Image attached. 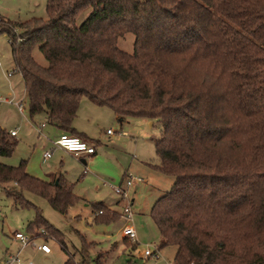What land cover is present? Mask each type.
I'll return each instance as SVG.
<instances>
[{
  "label": "trees",
  "instance_id": "obj_1",
  "mask_svg": "<svg viewBox=\"0 0 264 264\" xmlns=\"http://www.w3.org/2000/svg\"><path fill=\"white\" fill-rule=\"evenodd\" d=\"M45 11L0 15L30 116L75 135L86 97L121 121L159 122L153 167L173 178L150 212L160 248L175 247V264H264V0H47ZM126 33L131 53L118 46ZM16 146L0 128V157ZM0 185L18 206L33 205L25 191L61 213L81 199L65 177L39 179L25 161L0 162ZM92 206L94 222L117 220L103 202ZM27 231L60 235L66 250L38 211ZM64 264L88 262L68 255Z\"/></svg>",
  "mask_w": 264,
  "mask_h": 264
},
{
  "label": "rangeland",
  "instance_id": "obj_2",
  "mask_svg": "<svg viewBox=\"0 0 264 264\" xmlns=\"http://www.w3.org/2000/svg\"><path fill=\"white\" fill-rule=\"evenodd\" d=\"M46 3L47 0H0V15L14 21H25L32 17L45 18ZM87 13L88 11L82 12L77 21L83 20ZM133 40L134 35L126 33L118 39V46L131 53ZM32 55L40 65H46L38 46L33 48ZM0 61V98L15 102L22 97L24 105L22 115L13 104L0 103V128L7 132L15 129L14 137L17 140L14 152L8 157H0V162L18 166L21 161H25L27 172L45 180L46 175L54 169L52 163L61 158L65 164L57 168L61 167L63 173L65 169H70L65 174L74 182V193L81 197L61 213L51 206L47 198L28 191L24 194L34 206H18L0 185V264H4L5 260L18 252L21 262L32 264H64L68 255L75 262H81L85 257L88 264H96L95 258L98 255L103 257V264H175V247L166 245L160 248V235L150 214L155 201L169 190L173 182L172 177L153 167L159 163L154 138L160 135L161 124L139 117L117 121L111 109L94 105L89 99L82 97L74 124L87 133L89 139L100 140L97 154L93 156L92 162L83 159L84 162H77V165L68 156H61L55 151L48 164H43V151L52 147L48 139L54 137L56 130L41 124L43 119L40 114L30 117L29 101L24 95L21 74L15 71L6 33H0ZM39 127L43 128L40 130ZM108 129L110 133H106ZM70 165L72 168H69ZM127 175L140 180L128 188V200H124L110 185H118L122 179L121 183L124 184ZM99 201L117 212L116 221H93L92 205ZM126 204L131 205L134 214L131 223L136 230L137 242L122 234L126 221L121 213ZM37 211L62 234L66 250L55 239L60 235H54L55 238L44 235L31 238L27 225L34 219ZM16 231L31 238L32 242L21 249V243L13 236ZM84 240L88 244L87 248ZM151 242L159 247V257L145 259L142 257L144 246ZM42 243L49 246V253L38 248Z\"/></svg>",
  "mask_w": 264,
  "mask_h": 264
},
{
  "label": "built area",
  "instance_id": "obj_3",
  "mask_svg": "<svg viewBox=\"0 0 264 264\" xmlns=\"http://www.w3.org/2000/svg\"><path fill=\"white\" fill-rule=\"evenodd\" d=\"M0 64H1V62H0ZM0 101H2V99H0ZM3 101L11 102L10 100H3ZM15 104L17 105V107L20 111L23 110L24 105H23L22 101L15 102ZM9 133H10V135L14 136L16 131L10 130ZM106 133H110V130L109 129L106 130ZM54 145L58 148L65 150L66 152L72 153L76 156L81 154V153L93 154L95 151V148L92 145H90L89 143H87L81 137H79L77 135L69 134L66 132H62L59 134V136L54 140ZM52 152H53L52 150L44 151L42 154V160H46L49 157H51ZM139 180L140 179H136V178L132 177L131 175H127V176H125L124 184L121 183L118 185H110V186H111V189L120 198H122L124 200H128V195H127L128 188L133 183H136ZM122 215L124 216L125 221H126L125 225L122 228L123 236L127 237L131 241L137 242L136 230L131 223L132 217L134 214H133V211H132L130 204H126L122 208L121 216ZM41 231L44 232L43 230H41ZM13 236L16 240H18L21 243V249L23 247H25L26 245H28L30 242H32L31 238H28L27 236H25L20 231H16ZM144 247H145V249H144V252L142 254L143 258H145V259H147V258L156 259L159 257V247L157 248L155 246L154 242L147 243V244H145ZM38 248L40 250H42L43 252H46V253L50 251L49 246L45 243L38 245ZM18 254H19V252L16 255H12L11 257H9L7 260H5L4 264H10L13 262H16L17 264H32L31 262H27V263L21 262L18 258Z\"/></svg>",
  "mask_w": 264,
  "mask_h": 264
},
{
  "label": "crops",
  "instance_id": "obj_4",
  "mask_svg": "<svg viewBox=\"0 0 264 264\" xmlns=\"http://www.w3.org/2000/svg\"><path fill=\"white\" fill-rule=\"evenodd\" d=\"M1 62V61H0ZM22 77V76H21ZM22 81H23V79H22ZM24 85V84H23ZM24 95L26 96V94H25V89H24ZM24 96V97H25ZM0 99H2V101H0V103L1 102H6V103H10V104H13L14 106H16L17 107V105L15 104V102L17 101H23V98L21 97L20 99H18V100H16L15 102H13L11 99H7V98H0ZM3 100H11L12 102H7V101H3ZM90 101V100H89ZM92 104H94V105H97V104H95V103H93L92 101H90ZM97 106H100V105H97ZM107 107V106H106ZM109 108V107H108ZM17 109H18V107H17ZM110 109V108H109ZM18 111H19V113H21L22 115H23V110L22 111H20L19 109H18ZM114 113V112H113ZM40 116L42 117V119H43V122L41 123V124H44V125H48L50 128H48V129H53L54 131L56 130V132H54L53 134H54V137H52V139H48V140H50V142L52 143V147L51 148H49V149H45L44 151H48V150H52L53 152H52V155H51V157H49L48 159H46V160H42V163L43 164H48L47 162L52 158V156L54 155V152L56 151V152H58V154L59 155H61V156H68V158L69 159H72V160H74L75 162H76V164H77V162H80V163H83L84 162V160L83 159H86V160H88L89 162H92V160H93V156L95 155V154H97V145H99V144H101V142H100V140L99 139H96V140H94V139H89L90 137L87 135V133H85L82 129H79V128H77L76 126H75V124H74V121H75V118H74V120H73V122H72V126H73V128L75 129V135H77V136H79V137H81L82 139H84L87 143H89L90 145H92L94 148H95V151H94V153L93 154H86V153H81V154H79V155H74V154H72V153H69V152H66L65 150H63V149H61V148H58V147H56L55 145H54V140L59 136V134L60 133H62L63 131L61 130V129H58L57 127H55V126H53V125H50V124H48V123H46V121H45V118H44V116L43 115H41L40 114ZM76 116H77V114H76ZM114 116H115V119L117 120V121H119V119H118V117L114 114ZM31 117V116H30ZM40 128V127H39ZM38 128V129H39ZM43 127H41L40 128V130L42 129ZM12 130H15V129H12ZM16 131V130H15ZM39 131V130H38ZM8 132H10V131H8ZM40 132V131H39ZM14 136H16V133H15V135ZM13 136V137H14ZM15 138V137H14ZM43 151V152H44ZM83 160V161H82ZM87 162V161H86ZM64 161L63 160H61V158L58 160V162L57 161H55L54 163H52V166H53V170H51L50 171V173H48L46 176V179H51V178H53L54 176H59V175H61V176H63V177H65L68 181H70V182H72V180H70L69 178H67V175L65 174V173H67L70 169H65L64 170V173L62 172V169H61V167L62 166H64ZM77 165H79V163L77 164ZM57 166H61V167H59V168H57ZM66 166V165H65ZM67 166H69V165H67ZM69 168H72L71 167V165H70V167ZM85 169H86V167H84ZM87 170V169H86ZM123 181V179L120 181V183ZM119 183V184H120ZM73 184H74V182H73ZM101 202H103V201H101ZM104 203V202H103ZM155 224V223H154ZM156 226V225H155ZM44 253H46V252H44ZM47 253H49V252H47Z\"/></svg>",
  "mask_w": 264,
  "mask_h": 264
}]
</instances>
